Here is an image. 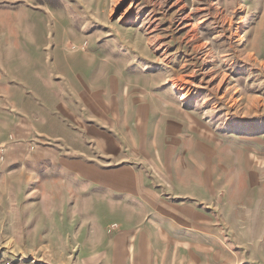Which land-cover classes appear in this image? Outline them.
<instances>
[{
    "label": "rangeland",
    "instance_id": "rangeland-1",
    "mask_svg": "<svg viewBox=\"0 0 264 264\" xmlns=\"http://www.w3.org/2000/svg\"><path fill=\"white\" fill-rule=\"evenodd\" d=\"M0 264H264V0H0Z\"/></svg>",
    "mask_w": 264,
    "mask_h": 264
}]
</instances>
